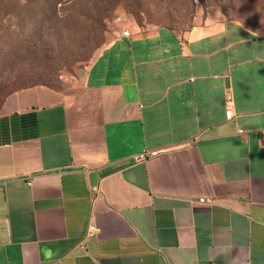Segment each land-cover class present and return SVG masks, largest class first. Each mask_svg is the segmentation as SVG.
Listing matches in <instances>:
<instances>
[{
    "label": "crops",
    "instance_id": "0c3cea01",
    "mask_svg": "<svg viewBox=\"0 0 264 264\" xmlns=\"http://www.w3.org/2000/svg\"><path fill=\"white\" fill-rule=\"evenodd\" d=\"M125 31L1 103L0 264H264V37Z\"/></svg>",
    "mask_w": 264,
    "mask_h": 264
},
{
    "label": "rangeland",
    "instance_id": "374dc122",
    "mask_svg": "<svg viewBox=\"0 0 264 264\" xmlns=\"http://www.w3.org/2000/svg\"><path fill=\"white\" fill-rule=\"evenodd\" d=\"M28 3L0 0V105L31 86L74 89L125 30L183 31L201 11L214 10L264 37V0H61L53 11Z\"/></svg>",
    "mask_w": 264,
    "mask_h": 264
},
{
    "label": "built area",
    "instance_id": "2783aa9c",
    "mask_svg": "<svg viewBox=\"0 0 264 264\" xmlns=\"http://www.w3.org/2000/svg\"><path fill=\"white\" fill-rule=\"evenodd\" d=\"M123 35H124V36H129V32H128V31H123ZM226 98H227V101L230 103V102H231V97H230V95H229L228 93H226ZM225 115H226V118H227L228 120L231 119V117H232V113H231V108H230V107L227 108ZM240 133H242V131H240ZM256 133H257V134L259 133V134H261L262 136H264V131L256 132ZM145 157H146L145 154H140V155H137V156L135 157V160L138 162V161L143 160ZM91 230H92V227L90 228V230H89V232H88V236L91 235V233H92Z\"/></svg>",
    "mask_w": 264,
    "mask_h": 264
},
{
    "label": "trees",
    "instance_id": "16d2710c",
    "mask_svg": "<svg viewBox=\"0 0 264 264\" xmlns=\"http://www.w3.org/2000/svg\"><path fill=\"white\" fill-rule=\"evenodd\" d=\"M34 1H36V3H38L39 6L42 5L43 7H45L44 9H46V10H52V11L61 2V0H28L29 3L27 5H32V2H34ZM43 17H44V15L42 16V18ZM241 24H243V23H241Z\"/></svg>",
    "mask_w": 264,
    "mask_h": 264
}]
</instances>
